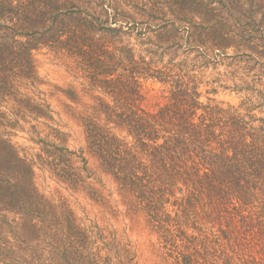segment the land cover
Wrapping results in <instances>:
<instances>
[{
  "label": "trees",
  "instance_id": "trees-1",
  "mask_svg": "<svg viewBox=\"0 0 264 264\" xmlns=\"http://www.w3.org/2000/svg\"><path fill=\"white\" fill-rule=\"evenodd\" d=\"M37 54L70 62L55 109ZM225 60L245 76H204ZM0 264H264V0H0Z\"/></svg>",
  "mask_w": 264,
  "mask_h": 264
},
{
  "label": "rangeland",
  "instance_id": "rangeland-1",
  "mask_svg": "<svg viewBox=\"0 0 264 264\" xmlns=\"http://www.w3.org/2000/svg\"><path fill=\"white\" fill-rule=\"evenodd\" d=\"M182 59H184V56L179 58V60ZM35 60L38 65L40 82L42 83L39 89L44 92V94H47L49 102L52 104L53 109H55L63 101L62 98H60L59 90H64L74 85L72 82L73 77L65 67V64L68 66V63L70 64V62L68 60H56L49 54H37L35 56ZM239 66L240 67H234L229 65V60H225L224 64L218 66V68L214 70H207L204 73V76H207L208 78H217V76H245V70H242L244 64L242 63ZM253 74L255 73H249L248 76H253ZM226 85L231 86V82L227 81ZM218 97L233 104L239 102L238 95L234 93H227V91H220ZM24 137V134L19 133L14 140L21 146H31L30 143L24 139ZM81 146L82 142H78L77 140H70L68 143V148L70 150H78ZM36 185L40 193L45 198L50 200L55 198L58 203L64 202L75 212L77 217H83L84 212L86 211L88 216L93 218V216L100 210L98 203L89 200L91 195L86 196L74 194L64 184H61L57 181V179L48 173L37 171ZM101 187V184L94 185L92 187L91 194L99 191ZM111 187L112 186L106 182L105 190L101 193L105 200L108 199L106 195L108 194L107 191L111 190ZM115 198H117V195H115ZM98 217H100V215ZM100 219L102 218L100 217ZM143 221L144 220L141 215L124 217L118 214L113 220H111V224L112 228L118 231L119 236H121L124 240L131 241L132 244L138 248L141 259L144 260L147 256H149V250L146 248L151 237L149 236V232L145 228Z\"/></svg>",
  "mask_w": 264,
  "mask_h": 264
}]
</instances>
